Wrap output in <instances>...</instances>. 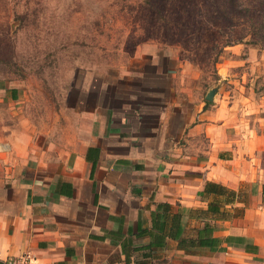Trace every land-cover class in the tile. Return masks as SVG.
I'll return each mask as SVG.
<instances>
[{"label":"crops","instance_id":"1","mask_svg":"<svg viewBox=\"0 0 264 264\" xmlns=\"http://www.w3.org/2000/svg\"><path fill=\"white\" fill-rule=\"evenodd\" d=\"M253 49L243 62L258 68L188 118L163 91L103 83L95 102L89 86L58 101L0 67V264H264V46Z\"/></svg>","mask_w":264,"mask_h":264},{"label":"rangeland","instance_id":"2","mask_svg":"<svg viewBox=\"0 0 264 264\" xmlns=\"http://www.w3.org/2000/svg\"><path fill=\"white\" fill-rule=\"evenodd\" d=\"M263 33L264 0H0V67L58 101L89 86L95 102L103 83L127 96L163 91L188 118L211 89L258 68L243 61Z\"/></svg>","mask_w":264,"mask_h":264},{"label":"built area","instance_id":"3","mask_svg":"<svg viewBox=\"0 0 264 264\" xmlns=\"http://www.w3.org/2000/svg\"><path fill=\"white\" fill-rule=\"evenodd\" d=\"M3 264H43L30 260L27 256L8 258Z\"/></svg>","mask_w":264,"mask_h":264},{"label":"trees","instance_id":"4","mask_svg":"<svg viewBox=\"0 0 264 264\" xmlns=\"http://www.w3.org/2000/svg\"><path fill=\"white\" fill-rule=\"evenodd\" d=\"M262 39L264 40V33H263V37H262ZM250 43H253V44H257L258 42H256V41H252V42H250ZM208 185H209V187H210V191H212V192H219V193H221L222 192V190H224V188H223V186H220L219 184H216V183H208ZM230 193L234 196V197H236V191H230Z\"/></svg>","mask_w":264,"mask_h":264},{"label":"water","instance_id":"5","mask_svg":"<svg viewBox=\"0 0 264 264\" xmlns=\"http://www.w3.org/2000/svg\"><path fill=\"white\" fill-rule=\"evenodd\" d=\"M214 95H215V89H211V90L207 93V95H206V99H207L208 101H211V100H213Z\"/></svg>","mask_w":264,"mask_h":264}]
</instances>
